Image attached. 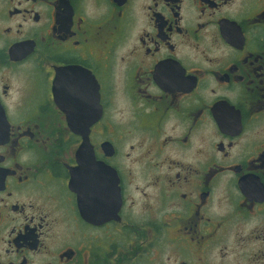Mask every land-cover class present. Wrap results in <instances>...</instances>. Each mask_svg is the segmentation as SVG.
I'll return each instance as SVG.
<instances>
[{
	"label": "flooded vegetation",
	"instance_id": "obj_1",
	"mask_svg": "<svg viewBox=\"0 0 264 264\" xmlns=\"http://www.w3.org/2000/svg\"><path fill=\"white\" fill-rule=\"evenodd\" d=\"M163 246L264 264V0H0V264Z\"/></svg>",
	"mask_w": 264,
	"mask_h": 264
},
{
	"label": "rangeland",
	"instance_id": "obj_2",
	"mask_svg": "<svg viewBox=\"0 0 264 264\" xmlns=\"http://www.w3.org/2000/svg\"><path fill=\"white\" fill-rule=\"evenodd\" d=\"M214 247L211 246V248L208 249V252H211L209 254V257H213L214 255ZM208 255V254H207ZM150 256H154L153 253L151 255H148L146 257H150ZM157 256V257H155ZM155 256L154 258L156 259V264H165V258L166 257H171L172 259H174L175 257L178 256V251L173 249L172 247H167V246H163L160 248H156L155 250Z\"/></svg>",
	"mask_w": 264,
	"mask_h": 264
},
{
	"label": "water",
	"instance_id": "obj_3",
	"mask_svg": "<svg viewBox=\"0 0 264 264\" xmlns=\"http://www.w3.org/2000/svg\"><path fill=\"white\" fill-rule=\"evenodd\" d=\"M104 168H105V170H106V166H104ZM104 173H105V171H104ZM114 174H115V173H114ZM112 177H113V174H112ZM110 182L113 183V181H112L111 178H110ZM109 198H111L112 201H113V200L116 201V198L113 196V192H112V191H110V192L108 193V195H106V196L104 197V201H107ZM117 199H118V196H117ZM81 203H82V201H81ZM118 205H119V204H118ZM117 210H118V206L115 208V210H114V214H116V211H117ZM111 217H113V213H112V212H104V217H103L104 221L107 220V219H110Z\"/></svg>",
	"mask_w": 264,
	"mask_h": 264
}]
</instances>
